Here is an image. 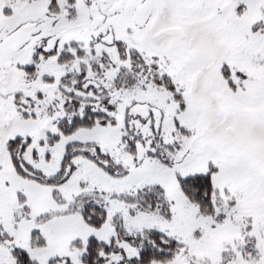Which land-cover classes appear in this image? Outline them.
<instances>
[{"label": "snow or ice", "instance_id": "obj_1", "mask_svg": "<svg viewBox=\"0 0 264 264\" xmlns=\"http://www.w3.org/2000/svg\"><path fill=\"white\" fill-rule=\"evenodd\" d=\"M0 264H264V0H0Z\"/></svg>", "mask_w": 264, "mask_h": 264}]
</instances>
